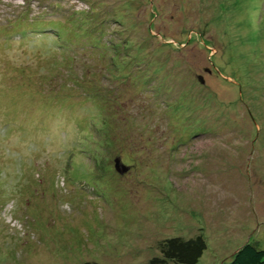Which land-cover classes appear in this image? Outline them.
Instances as JSON below:
<instances>
[{
    "label": "rangeland",
    "instance_id": "rangeland-1",
    "mask_svg": "<svg viewBox=\"0 0 264 264\" xmlns=\"http://www.w3.org/2000/svg\"><path fill=\"white\" fill-rule=\"evenodd\" d=\"M94 1L118 8L126 26L111 20V29L150 38L149 59L196 89L194 102L188 88L173 97L192 117L171 119L109 78L114 36L69 18ZM36 20L63 21L66 39L87 30L83 42L97 43L104 64L93 76L99 98L87 99L81 64L53 49L62 32L22 37ZM98 106L112 123L110 109L126 115L140 154L152 152L147 166L122 179L94 162L89 138L107 137L88 135ZM199 234L208 244L200 264H230L250 241L264 249V0H0V264H148L165 237Z\"/></svg>",
    "mask_w": 264,
    "mask_h": 264
},
{
    "label": "trees",
    "instance_id": "trees-1",
    "mask_svg": "<svg viewBox=\"0 0 264 264\" xmlns=\"http://www.w3.org/2000/svg\"><path fill=\"white\" fill-rule=\"evenodd\" d=\"M93 3L90 5V9L88 11L85 10L78 11L76 13L74 12V14L70 15L69 18L77 17V19H79L80 21L88 24H93V28H90V30H88L90 34H95L98 31L105 29L108 32L112 33L111 35H113L114 37L111 36L113 39L111 40V43L108 44L109 51H107V55H109L110 57V64L105 65L108 67H105L104 64L99 61V52L95 49V47H93L97 45V43L94 41H90L89 44L83 42V39L88 37L87 30H85L83 34V25L85 24H81V27H83L81 34H83L82 36H85L82 37L81 40L77 35L74 36L75 38L66 39L68 38L70 27H66L67 25L65 26V23L63 21H50L44 23L42 21L36 20L33 24H25V28H22L23 30L21 31V35L23 38H25L29 34H32L33 36L38 34L47 41L49 37H52L54 40L55 38L57 39V37H55L54 35L52 36V31L48 30L52 28V26L58 29L59 32H62V36H65L64 40H66L67 42L58 40H55L53 42L51 40V45L55 43L59 46V48L64 49V51L62 52L67 55L64 57L65 60H68V62L73 64H76L78 62L79 64H81L79 66H81L80 70L83 72V75L85 74L86 78L91 77L90 81H85L88 84L86 86V91L88 93L87 99L93 100L97 97H100V95L98 94V82L93 80L95 78L93 76H95L96 69L99 68V65L101 63L107 70L110 79H112L113 81H121L122 84L126 85V88L124 89L120 87L119 91L121 89H123L124 92L133 90L137 94H148L147 99L150 100L152 108L154 107L157 111V109L160 110L159 108L161 106L165 109L166 116L170 117L171 119L180 117L182 111L185 112L188 117L189 115L190 117H192V114L190 113L192 111L190 109L191 107L187 108V106H185V109H183L182 111L179 110L178 108L174 107V103L177 98L174 99L173 97H175L174 95H179L181 93V91L176 92V90H179L181 88H188L192 91V95L189 99L194 102L196 97L201 96L196 95V89L190 88V84L186 85L183 82H181L180 84V80L175 77L172 72V68L170 69L167 66L168 63H163L164 61H160L159 59H149L151 53L149 54V51H147V42L150 41V38H145V40H141V42L137 43L136 40L138 39L132 37L131 34L126 31V28L123 31L118 30L119 27L113 30L111 29L112 25L108 24V22H110L111 20L114 22L122 23L120 24L121 28L126 26V24H124L123 18H121V15H119L121 11H119L118 8L114 7V9H111L106 8L107 6H104L103 8L102 6H98L95 1ZM152 12L154 13L153 7ZM80 14H83L85 17H82L81 15L82 18H80ZM98 15H100L103 19H100ZM131 30L134 31V28L131 27ZM150 30L152 32V26L150 27ZM147 35L153 38L150 34V31ZM9 39L10 38H8V40ZM52 47L54 50H56L54 45H52ZM65 47H67L68 49H66ZM82 47H90V49L87 50V52H89L90 54L81 56L82 54L78 50ZM58 55L59 54L56 52L53 53V56H51L52 64L56 65L55 59H58ZM115 59L116 61L114 62ZM97 62L99 63L98 65ZM55 68L58 69L57 75H59V73H62L59 71V65ZM26 70L27 68H24L23 71L25 72ZM111 70H113L112 74H109ZM24 72H20V75L22 76ZM76 75L78 76V74ZM113 76H115L116 78L114 79ZM85 77H78L74 80V82H80L82 79H85ZM25 78V76L21 77L24 82L26 81ZM29 79L34 80L35 78ZM174 79H176V81H174ZM110 95L112 94L109 92L106 94V96L104 95L106 97L105 99L109 100L111 97ZM143 98H146L145 95H143ZM111 104L112 103L110 101L109 107H111ZM103 110V107L98 106L97 111H100V114L98 116V119H96V117H93V128L88 133V135L91 136H94V134H102L104 136H107L102 140H99V142H94L92 138H89V144H87L86 150L92 149L88 150L87 153H90L94 162L98 166L100 165L111 167V169L115 170V172L120 177L122 176V173L116 168L118 161H120L121 165L126 166L128 170L129 168L132 169L135 164L147 166L150 157H153L152 152H145L144 154H140L141 150L137 145V137L131 138L130 127H127L128 119L126 118V115L122 118L117 107L110 109V115H112V113L114 115V117L112 118L114 121L112 123L109 122V119H107L104 114L101 115ZM100 117H102L103 119L101 120V122ZM85 126V123L81 124V127ZM197 131L199 132V130ZM192 134L196 135L198 133L195 130L192 132ZM93 144L95 146H93ZM140 156L142 160H140ZM126 158L128 160H126ZM121 178L123 179V177ZM207 249L208 244L203 234H199L191 238L165 237L164 239L159 241L157 246V254L150 258L148 264H200V260L204 256V253ZM85 264L99 263L89 261ZM230 264H264V249L260 247L259 242L250 241L237 250V252L232 257Z\"/></svg>",
    "mask_w": 264,
    "mask_h": 264
},
{
    "label": "water",
    "instance_id": "water-1",
    "mask_svg": "<svg viewBox=\"0 0 264 264\" xmlns=\"http://www.w3.org/2000/svg\"><path fill=\"white\" fill-rule=\"evenodd\" d=\"M116 168L120 172H127L128 171V168L124 165H121L120 161L117 162Z\"/></svg>",
    "mask_w": 264,
    "mask_h": 264
}]
</instances>
